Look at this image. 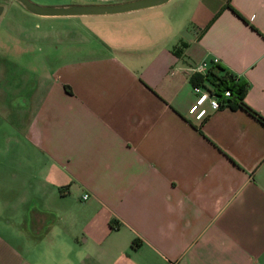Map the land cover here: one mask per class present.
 <instances>
[{"label":"crops","instance_id":"1","mask_svg":"<svg viewBox=\"0 0 264 264\" xmlns=\"http://www.w3.org/2000/svg\"><path fill=\"white\" fill-rule=\"evenodd\" d=\"M212 57L264 116V0H0V264H264V126L187 113Z\"/></svg>","mask_w":264,"mask_h":264},{"label":"water","instance_id":"2","mask_svg":"<svg viewBox=\"0 0 264 264\" xmlns=\"http://www.w3.org/2000/svg\"><path fill=\"white\" fill-rule=\"evenodd\" d=\"M31 13L38 15H80L123 12L152 5L166 0H124L107 3L40 4L32 0H16Z\"/></svg>","mask_w":264,"mask_h":264},{"label":"trees","instance_id":"3","mask_svg":"<svg viewBox=\"0 0 264 264\" xmlns=\"http://www.w3.org/2000/svg\"><path fill=\"white\" fill-rule=\"evenodd\" d=\"M227 6H229L238 16L246 21L235 8L231 7L228 3ZM213 68L221 69L222 67H220L217 63H211L205 76H201L198 73H192L189 78L191 84L200 82L206 78L212 84L214 90L220 91L227 88L229 90L228 96L225 97L227 105L232 108H242L264 126V116L246 104L242 99L247 83L238 79L232 72L226 69L221 73H217L213 70Z\"/></svg>","mask_w":264,"mask_h":264},{"label":"built area","instance_id":"4","mask_svg":"<svg viewBox=\"0 0 264 264\" xmlns=\"http://www.w3.org/2000/svg\"><path fill=\"white\" fill-rule=\"evenodd\" d=\"M216 62L215 57L211 59L203 58L190 66V71L205 76L210 64ZM191 88L194 98L187 108V113L196 123L201 122L207 114V107L215 109L221 105H227L225 97L228 96L229 90L227 88L220 91L214 90L212 84L206 78L192 84Z\"/></svg>","mask_w":264,"mask_h":264},{"label":"rangeland","instance_id":"5","mask_svg":"<svg viewBox=\"0 0 264 264\" xmlns=\"http://www.w3.org/2000/svg\"><path fill=\"white\" fill-rule=\"evenodd\" d=\"M34 2L40 3V4H66V3H74V2H66L67 0H32ZM24 58H27V56H25ZM0 134H1V130H0ZM3 198L2 194H0V204H1V199ZM4 220V217L2 215H0V225H2ZM10 226V225H8ZM36 263H45V264H50V260H39L38 258H35V260H32Z\"/></svg>","mask_w":264,"mask_h":264}]
</instances>
